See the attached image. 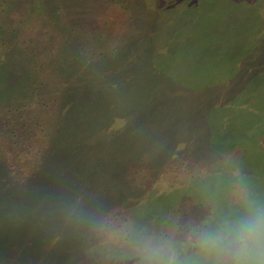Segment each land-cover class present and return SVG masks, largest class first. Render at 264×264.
Returning a JSON list of instances; mask_svg holds the SVG:
<instances>
[{"label": "rangeland", "instance_id": "374dc122", "mask_svg": "<svg viewBox=\"0 0 264 264\" xmlns=\"http://www.w3.org/2000/svg\"><path fill=\"white\" fill-rule=\"evenodd\" d=\"M0 56L32 86L0 107V217L25 225L0 264H121L76 202L158 226L207 218L237 171L264 195V0H0Z\"/></svg>", "mask_w": 264, "mask_h": 264}, {"label": "clouds", "instance_id": "9594fccd", "mask_svg": "<svg viewBox=\"0 0 264 264\" xmlns=\"http://www.w3.org/2000/svg\"><path fill=\"white\" fill-rule=\"evenodd\" d=\"M210 204L205 219L170 217L158 226L79 202L65 211L80 230L106 241L121 264H264V195L237 171Z\"/></svg>", "mask_w": 264, "mask_h": 264}, {"label": "trees", "instance_id": "16d2710c", "mask_svg": "<svg viewBox=\"0 0 264 264\" xmlns=\"http://www.w3.org/2000/svg\"><path fill=\"white\" fill-rule=\"evenodd\" d=\"M70 54H73V51H70ZM3 57L0 56V96H1L0 97V107H2L4 104H7V102H8V100H7L8 99V96L7 95L11 96L13 94H18V93L28 94L29 91H30L29 89L32 88V86L30 84H27L28 82L26 83V81H24V80H27V79H24L17 86H15L12 90L5 88V84H6V81H7V73L8 72H7V66L5 65L6 63H5ZM89 61L91 62V65L94 64V63L96 64V61H94L92 59H90ZM105 61H106V59L104 60V62ZM33 63H34V68L41 69L43 67L42 65H40V62H38V61L31 62V64H33ZM50 64L53 66V63H50ZM100 64L101 63H99L97 65H100ZM46 66H47V64H46ZM35 75H37L36 72H35ZM35 78H37V76H35ZM28 97L29 96H25V97L21 98V100H27ZM80 104H81V101L77 100V98L75 100H72L71 102H69V107H70V110L72 111L71 115H75L76 117H79V118L81 117V118H84V119L88 118V119H93V120H99L100 116H99L98 113H96L94 107H91L92 110L86 107L87 110L91 112L90 113V116L92 118H89V116H86L85 114H83V105L80 108H78V105H80ZM84 105H85V103H84ZM75 109H78V110H77V112L74 113ZM67 123H70L69 122V117L67 118ZM72 124H73V122H72ZM64 129H65V127H64ZM50 143H51V141L48 142V144H49L48 146L50 148V151H49L50 155H52V156L58 155L59 154L58 151L61 150V148L63 147V145L60 144V143H58V144L55 143L53 147L52 146L50 147ZM51 150H53V151L51 152ZM5 158H7V157L5 156ZM11 202H17V201L15 199H13V198H10V197L8 198L6 196L5 197H0V209H2L3 208L2 206H4L6 208L7 215L10 214L9 213V210H13V209H15L18 213H20L18 211V209L13 204H11ZM8 205H11L13 207H7ZM0 220H1L0 221V226L3 227L2 229H0V235H2V237H0V242H1V244H0V256H2L1 257V261H3L4 260V255H7L8 253L14 254L15 251H16L15 247L12 246V245H15L16 242L15 241H12V240L8 241L7 244H5L4 247H2L4 245V243H5L4 237L6 238V235L8 234V233L6 234V232L9 231V236L12 237V234L13 233H19V232L22 233V232H24L25 225H23L22 227H20L18 224H15L16 225V228L15 229L14 228L9 229L8 226L5 223L6 221L4 220V218L3 217H0ZM10 223H11V221H10ZM30 254L33 255L34 253H28V255H26L24 257H19L20 255H18V257H16V255H14V256H15V258H16L17 261L18 260L24 261L28 256H30ZM35 256L36 255H33V257H35Z\"/></svg>", "mask_w": 264, "mask_h": 264}]
</instances>
